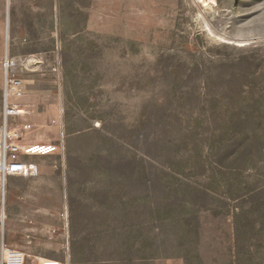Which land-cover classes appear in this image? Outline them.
Segmentation results:
<instances>
[{"label": "rangeland", "instance_id": "rangeland-1", "mask_svg": "<svg viewBox=\"0 0 264 264\" xmlns=\"http://www.w3.org/2000/svg\"><path fill=\"white\" fill-rule=\"evenodd\" d=\"M11 87L0 264H264V0H0Z\"/></svg>", "mask_w": 264, "mask_h": 264}, {"label": "built area", "instance_id": "built-area-1", "mask_svg": "<svg viewBox=\"0 0 264 264\" xmlns=\"http://www.w3.org/2000/svg\"><path fill=\"white\" fill-rule=\"evenodd\" d=\"M13 63H7V68H10ZM15 83V81H14ZM11 92L6 95V105H5V120L4 124L0 127V149L2 150L1 161H0V175L6 181L11 177H34L38 174V168L28 161L25 160L26 157L35 156H54L60 153L59 145H49V144H30V145H14L9 142L12 138V134L9 129L8 118L12 116H19L18 107L12 105L10 97L14 94V89L11 87ZM31 125L24 126V131L30 130ZM4 134V140L1 139V134ZM21 154V155H19ZM24 159H22V158ZM21 254V253H20ZM16 263L11 264H24V255L21 254L15 259ZM39 264H42L41 261ZM45 264H64L59 261H47Z\"/></svg>", "mask_w": 264, "mask_h": 264}, {"label": "bare ground", "instance_id": "bare-ground-1", "mask_svg": "<svg viewBox=\"0 0 264 264\" xmlns=\"http://www.w3.org/2000/svg\"><path fill=\"white\" fill-rule=\"evenodd\" d=\"M211 1H213V0H211ZM204 4H205V5H208L206 2H204ZM1 138H2V140H3V133L1 134ZM0 148H1V147H0ZM1 155H2V154H1ZM0 161H1V159H0ZM7 251H8V250L4 249V254H5ZM7 254H8L9 259L12 260V261H9L10 263H16V261H15L16 257H19V256L21 255L19 252H9V251H8ZM47 261H53V260L41 259V263H42V264H45Z\"/></svg>", "mask_w": 264, "mask_h": 264}, {"label": "crops", "instance_id": "crops-1", "mask_svg": "<svg viewBox=\"0 0 264 264\" xmlns=\"http://www.w3.org/2000/svg\"><path fill=\"white\" fill-rule=\"evenodd\" d=\"M16 37H17V34H16V33H13V41H14V42L17 41V38H16ZM21 44H22V46L24 45L23 43H21ZM14 46H15V45H13V48H14ZM30 144H32V143H30ZM30 144H29V145H30ZM35 144H36V143H35Z\"/></svg>", "mask_w": 264, "mask_h": 264}]
</instances>
